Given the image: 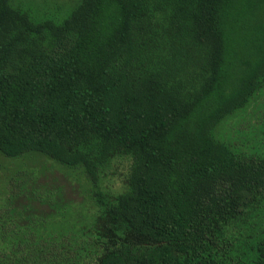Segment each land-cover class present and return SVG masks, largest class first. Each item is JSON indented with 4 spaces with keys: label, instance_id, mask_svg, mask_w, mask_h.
Wrapping results in <instances>:
<instances>
[{
    "label": "trees",
    "instance_id": "1",
    "mask_svg": "<svg viewBox=\"0 0 264 264\" xmlns=\"http://www.w3.org/2000/svg\"><path fill=\"white\" fill-rule=\"evenodd\" d=\"M37 6L0 0V157L86 202L11 176L0 264H264V0Z\"/></svg>",
    "mask_w": 264,
    "mask_h": 264
},
{
    "label": "rangeland",
    "instance_id": "2",
    "mask_svg": "<svg viewBox=\"0 0 264 264\" xmlns=\"http://www.w3.org/2000/svg\"><path fill=\"white\" fill-rule=\"evenodd\" d=\"M33 1L38 5L37 7L46 10L50 9V11H48L49 13L51 12L50 14L54 13L55 10L53 9H56V6L65 8V10L62 9V12L56 15L57 18L62 19L65 16V13L75 6L78 0ZM253 108L254 107H251V110L249 109V115L242 118L240 122H237V125L234 124L236 125L234 126L236 130H242L245 134H247L250 133L252 127H256L257 124H261V122L256 121L252 118L256 117L260 119L263 112L258 113L257 109ZM256 112L257 114H254ZM18 171H22L19 174L24 173L34 178L33 182H31L30 184L37 192L38 197L41 198L40 200L31 198V201L28 202V204L32 207L31 211L28 212L29 214H41V216H47L49 213L52 214L53 212L49 211L50 203L47 200L46 196L50 192L55 193L57 189L64 192L62 198L64 202L69 203V201H71V204L73 205H78L80 203L86 202L83 194L75 185L72 184L70 179L66 176V169L61 168L41 157H33L24 162L5 160L4 158L0 157V205L4 203L9 196L11 189V186L8 184L9 178H11V176H14V174H16ZM119 183V179H114V185H117ZM58 205L61 206V203L58 202Z\"/></svg>",
    "mask_w": 264,
    "mask_h": 264
}]
</instances>
